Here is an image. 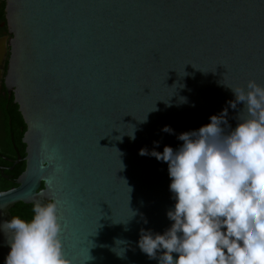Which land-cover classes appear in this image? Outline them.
<instances>
[{
	"label": "water",
	"instance_id": "1",
	"mask_svg": "<svg viewBox=\"0 0 264 264\" xmlns=\"http://www.w3.org/2000/svg\"><path fill=\"white\" fill-rule=\"evenodd\" d=\"M5 12L4 84L26 128L0 222L18 202L54 201L71 264H157L137 241L170 226L175 201L167 163L139 150L176 149L224 108L236 127L226 85H264V0H5ZM9 250L0 231V264Z\"/></svg>",
	"mask_w": 264,
	"mask_h": 264
},
{
	"label": "clouds",
	"instance_id": "2",
	"mask_svg": "<svg viewBox=\"0 0 264 264\" xmlns=\"http://www.w3.org/2000/svg\"><path fill=\"white\" fill-rule=\"evenodd\" d=\"M226 86L235 97L229 106L243 105L235 128L225 131L224 108L198 129L177 134L183 143L176 149L139 150L167 163L175 201L166 213L170 226L162 233L142 229L137 241L157 264H264V85ZM162 131L174 130L165 125ZM33 213L31 220L0 222L10 249L4 264H71L57 204L34 201Z\"/></svg>",
	"mask_w": 264,
	"mask_h": 264
},
{
	"label": "trees",
	"instance_id": "3",
	"mask_svg": "<svg viewBox=\"0 0 264 264\" xmlns=\"http://www.w3.org/2000/svg\"><path fill=\"white\" fill-rule=\"evenodd\" d=\"M4 111L7 142L9 147L6 148L4 145L5 143L3 144L0 141V161L3 159L4 155H8V157L10 156L12 158V162L10 164L0 163L3 164L1 169L4 170L3 173L0 171V192L16 186L15 181L25 166L23 160L19 162H17V160L23 158L25 155V145L21 140L26 126L20 112L18 111V105L13 102V97L6 100ZM9 165L12 166L11 169H9ZM10 212L13 216H19L22 219L31 220L34 215L33 204L18 202L10 209Z\"/></svg>",
	"mask_w": 264,
	"mask_h": 264
},
{
	"label": "flooded vegetation",
	"instance_id": "4",
	"mask_svg": "<svg viewBox=\"0 0 264 264\" xmlns=\"http://www.w3.org/2000/svg\"><path fill=\"white\" fill-rule=\"evenodd\" d=\"M12 38L13 34L10 30L5 12V0H0V141L3 144L5 143L4 145L6 148L9 147V144L7 142L4 105L6 104V100H9L13 95L4 84V76L11 55L10 43ZM8 153L11 154L10 152ZM11 162L12 158L10 156L8 157V155H4L3 159L0 161V163L6 164H10ZM2 165L3 164H0V171L3 173L4 170L1 169ZM11 168L12 166L9 165V169Z\"/></svg>",
	"mask_w": 264,
	"mask_h": 264
}]
</instances>
